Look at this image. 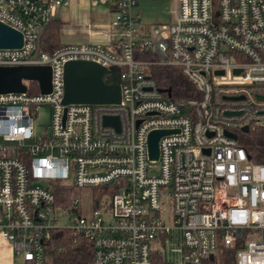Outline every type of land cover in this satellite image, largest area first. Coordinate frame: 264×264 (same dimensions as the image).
I'll list each match as a JSON object with an SVG mask.
<instances>
[{
    "label": "built area",
    "instance_id": "built-area-1",
    "mask_svg": "<svg viewBox=\"0 0 264 264\" xmlns=\"http://www.w3.org/2000/svg\"><path fill=\"white\" fill-rule=\"evenodd\" d=\"M89 1L108 6V48L60 44L33 56L67 3L0 0V24L21 36L19 48L0 49V67L50 72L46 94H28L24 81V93L0 94L8 264H46L44 245L57 229L90 243V264H211L219 247L238 244L232 264H264V162L236 144L241 128L264 130V0H147L169 7L164 23L150 25L135 11L141 0ZM68 62L117 67L119 102L62 104ZM156 66L177 68L196 97L160 90ZM41 109L48 123L39 135ZM152 132L169 133L157 141L156 160ZM51 184L69 194L56 198Z\"/></svg>",
    "mask_w": 264,
    "mask_h": 264
},
{
    "label": "water",
    "instance_id": "water-1",
    "mask_svg": "<svg viewBox=\"0 0 264 264\" xmlns=\"http://www.w3.org/2000/svg\"><path fill=\"white\" fill-rule=\"evenodd\" d=\"M21 45V36L0 24V49H15ZM37 42L33 56L38 52ZM23 81L36 82L40 94L50 90V72L48 67H0V94L24 93ZM62 104L112 105L120 98L119 69L103 68L91 62H68L63 67ZM116 123V119H104V124ZM242 133L247 128L240 129ZM168 132H152L148 136L149 158H157V141ZM235 140V135L225 133ZM210 260L212 257L209 258Z\"/></svg>",
    "mask_w": 264,
    "mask_h": 264
},
{
    "label": "trees",
    "instance_id": "trees-1",
    "mask_svg": "<svg viewBox=\"0 0 264 264\" xmlns=\"http://www.w3.org/2000/svg\"><path fill=\"white\" fill-rule=\"evenodd\" d=\"M60 22L51 19L43 28L39 37L38 52L50 55L58 44V28ZM140 60H147V56H139ZM151 77L156 86L162 91H168L172 98L196 97L192 86L180 75L177 68L156 66L150 69ZM28 94L39 93L36 82H26ZM236 144L244 149L252 162H264V130L249 127L246 133L236 132ZM51 191L56 198H62L69 192L61 186L51 184ZM60 204L63 201H57ZM46 264H90V243L80 236L72 234L68 230L57 229L51 232L50 239L45 243ZM59 248V249H58ZM234 250H226L219 247L215 259L211 264H232Z\"/></svg>",
    "mask_w": 264,
    "mask_h": 264
},
{
    "label": "crops",
    "instance_id": "crops-1",
    "mask_svg": "<svg viewBox=\"0 0 264 264\" xmlns=\"http://www.w3.org/2000/svg\"><path fill=\"white\" fill-rule=\"evenodd\" d=\"M67 5L56 9L52 19L60 22L58 44H99L108 48L104 34L109 15H92L89 0H60ZM108 10V6H107ZM107 14V13H106ZM100 20V21H98Z\"/></svg>",
    "mask_w": 264,
    "mask_h": 264
},
{
    "label": "rangeland",
    "instance_id": "rangeland-1",
    "mask_svg": "<svg viewBox=\"0 0 264 264\" xmlns=\"http://www.w3.org/2000/svg\"><path fill=\"white\" fill-rule=\"evenodd\" d=\"M168 10L169 7L166 3L147 0L139 1L135 8L136 13L139 14L140 20L145 25L164 23L167 19ZM89 13L95 16L100 14L108 15L107 5L97 4L93 7H90ZM47 123V110L41 109L38 113L37 119L35 120L37 134L40 135L42 128L47 125ZM39 184L43 185L45 183L40 182ZM81 195L84 209H89L91 202L88 191H81ZM11 257L12 254L10 251V246L0 239V264H8V261Z\"/></svg>",
    "mask_w": 264,
    "mask_h": 264
},
{
    "label": "bare ground",
    "instance_id": "bare-ground-1",
    "mask_svg": "<svg viewBox=\"0 0 264 264\" xmlns=\"http://www.w3.org/2000/svg\"><path fill=\"white\" fill-rule=\"evenodd\" d=\"M24 82H28V81H24ZM40 94V93H39ZM239 246L241 245V244H238Z\"/></svg>",
    "mask_w": 264,
    "mask_h": 264
}]
</instances>
